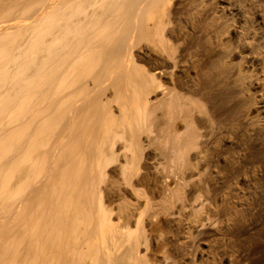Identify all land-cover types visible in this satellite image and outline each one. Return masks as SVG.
<instances>
[{
    "label": "bare ground",
    "instance_id": "obj_1",
    "mask_svg": "<svg viewBox=\"0 0 264 264\" xmlns=\"http://www.w3.org/2000/svg\"><path fill=\"white\" fill-rule=\"evenodd\" d=\"M264 0H0V264H264Z\"/></svg>",
    "mask_w": 264,
    "mask_h": 264
},
{
    "label": "rangeland",
    "instance_id": "obj_2",
    "mask_svg": "<svg viewBox=\"0 0 264 264\" xmlns=\"http://www.w3.org/2000/svg\"><path fill=\"white\" fill-rule=\"evenodd\" d=\"M263 201H264V199H263Z\"/></svg>",
    "mask_w": 264,
    "mask_h": 264
}]
</instances>
